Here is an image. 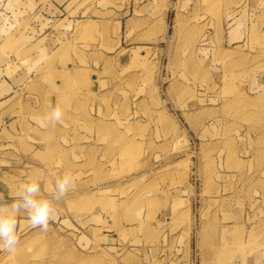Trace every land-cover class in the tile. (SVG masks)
<instances>
[{"label": "rangeland", "instance_id": "rangeland-1", "mask_svg": "<svg viewBox=\"0 0 264 264\" xmlns=\"http://www.w3.org/2000/svg\"><path fill=\"white\" fill-rule=\"evenodd\" d=\"M8 1L0 22L18 23V45L24 50L51 29L58 31L56 21L65 15L49 8L52 0ZM78 3L72 0L68 10L77 5L108 8L124 25L139 18L133 8L144 6L139 15L147 22L146 54H130L142 67L126 72L124 83L128 97H135L140 86L146 100L134 106L132 99L139 121L134 128L111 144L93 143L97 150L92 151L69 127H49L39 92L34 90L35 98L27 97L25 88L12 98L0 95V126L24 115L23 120L39 130L28 131L26 140L0 137V210L7 211L18 199L14 195L28 178L40 182L54 210L60 204L43 184L65 173L79 181L90 179L86 191L92 195L73 198L71 213L55 215L46 231L32 228L27 213L18 214L19 243L14 254L0 250V264H105L97 251L102 235L110 232L102 198L142 202L154 196L172 198L166 215L171 223L164 220L165 227L151 229L144 237L147 246L157 245V264H264V54L233 47L224 53L221 38L244 5L245 20L259 16L257 22H264V0ZM136 29L139 32L138 25ZM133 37H125L130 47L135 46ZM31 52H22L19 67ZM251 53L258 54V60L249 68L244 57ZM232 57L239 59L235 65L229 63ZM134 73L142 74L141 80L130 84L126 80ZM32 147L43 153H32ZM83 163V169L76 168ZM8 177L19 181L11 184ZM95 193L100 194L98 201ZM67 198L71 201L72 195ZM96 204L104 222L91 219ZM139 208L131 203L123 211Z\"/></svg>", "mask_w": 264, "mask_h": 264}, {"label": "crops", "instance_id": "crops-1", "mask_svg": "<svg viewBox=\"0 0 264 264\" xmlns=\"http://www.w3.org/2000/svg\"><path fill=\"white\" fill-rule=\"evenodd\" d=\"M59 1L62 0H52L48 5L49 8L52 6L54 11L65 12L64 17L56 21L59 30L51 29L41 40L32 41L30 48L27 47L26 50L18 45L16 32L18 23L6 20L0 22V95L4 98H12L17 93L25 92L27 97L35 98L34 90L39 92L41 97H38V100L44 114H49L53 107H58L63 112L60 122L55 124L47 122L49 127L53 126L59 130H62L60 126L69 127L75 138L83 143H90L89 148L93 151L97 150L93 143L103 140L111 144L117 136H122L124 132L139 123L135 117L136 111H133L132 107L142 106L145 103V90L138 87L136 96L133 97L136 98L133 106V98L127 96L128 88L125 86L124 77L126 72L137 67L141 70L142 67L137 57L130 54H146L143 50L147 48V22L145 17L143 19L139 15L144 6H139L138 10L133 8L132 13L138 12L139 18L127 20L124 25L122 18L114 16V11L108 8L100 9L93 5L81 8L77 5L68 10L72 0H64L61 4ZM78 1L81 3V0ZM8 2V0H0V11L6 9L4 6ZM171 9L173 11L172 6ZM247 9L248 6L244 5L240 14L230 24L226 35L223 32L221 38L225 48H222V52H229L228 48L233 47L242 51L252 48L257 53L264 54V43L260 42L264 39V22L260 24L257 22L259 16L255 20L251 18L245 20L244 13ZM95 13H99L100 16ZM72 14H75V17ZM86 14L88 15L85 17ZM142 27L144 30L140 31ZM132 33L134 47L127 45L125 38ZM252 40H255L254 45H250ZM29 49L32 52L25 58V66L19 67L18 60L22 59V52ZM244 59L250 61L249 68H252V61L258 60V54L251 53ZM238 61V58L232 57L229 63L235 65ZM141 76L140 73H134L126 81L133 84L135 81L139 82ZM38 78H42L41 84L38 83ZM155 106L157 107L156 102ZM22 117L19 115L5 120L0 126V137L8 140H26L29 138L28 131L33 130L38 134V128ZM32 149V153H43L35 147ZM85 166L86 164L83 163L76 165V168L83 169ZM38 172L50 173L40 169ZM73 178L74 184L70 191L60 199L52 196L54 181L57 179H53L50 184H43L44 191L51 194V198L60 204H55L57 210H54L53 217L71 213L74 206L73 198L76 201L92 196L90 191H86L90 187V179L79 181L75 176ZM8 181L11 184L18 183L15 181H19V178L8 177ZM69 194L72 195L71 201L65 199ZM95 194L94 200L98 201L100 194ZM15 197L18 198L17 194L14 195ZM166 198V196H154L148 201L141 200L142 202L119 200L117 197L102 198L107 206L104 214L106 213L109 218L110 232L102 235L97 251L100 252L99 257L105 264L158 263L155 260L157 245L151 246L149 243L147 246L144 237L151 229L158 230L159 227L160 229L165 227L164 220H170L166 215L169 213L172 198ZM131 203L139 204L140 208L126 214L123 211L124 206ZM100 216L96 204L91 209V219L104 222Z\"/></svg>", "mask_w": 264, "mask_h": 264}, {"label": "clouds", "instance_id": "clouds-1", "mask_svg": "<svg viewBox=\"0 0 264 264\" xmlns=\"http://www.w3.org/2000/svg\"><path fill=\"white\" fill-rule=\"evenodd\" d=\"M63 112L58 107L51 108L47 120L55 124L60 122ZM74 184L71 174L65 173L55 181L52 196L55 199L63 198ZM18 199L8 207L7 211L0 210V250L14 254L19 243L17 236V216L21 212L27 213V221L32 228L46 231L54 215V207L50 199L42 195L40 182L30 178L21 183L17 192Z\"/></svg>", "mask_w": 264, "mask_h": 264}]
</instances>
